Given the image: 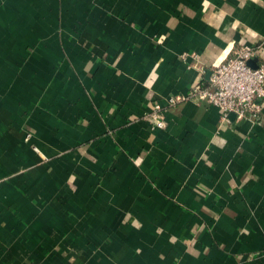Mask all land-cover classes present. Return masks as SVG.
<instances>
[{
	"label": "crops",
	"instance_id": "crops-1",
	"mask_svg": "<svg viewBox=\"0 0 264 264\" xmlns=\"http://www.w3.org/2000/svg\"><path fill=\"white\" fill-rule=\"evenodd\" d=\"M242 45L264 0H0V264H264V108L166 105Z\"/></svg>",
	"mask_w": 264,
	"mask_h": 264
},
{
	"label": "built area",
	"instance_id": "built-area-1",
	"mask_svg": "<svg viewBox=\"0 0 264 264\" xmlns=\"http://www.w3.org/2000/svg\"><path fill=\"white\" fill-rule=\"evenodd\" d=\"M256 54L257 50L251 46L236 49L232 56L210 68L206 86L197 84L193 90L199 92V97L206 102L217 106L223 118L230 113L238 118L259 115L264 108V65L253 67L249 64ZM188 95L192 92L189 91ZM179 99V96H169L166 105H173ZM162 107L160 103L153 106L152 116L158 127L165 125Z\"/></svg>",
	"mask_w": 264,
	"mask_h": 264
},
{
	"label": "rangeland",
	"instance_id": "rangeland-1",
	"mask_svg": "<svg viewBox=\"0 0 264 264\" xmlns=\"http://www.w3.org/2000/svg\"><path fill=\"white\" fill-rule=\"evenodd\" d=\"M242 46H248V45H242ZM242 46H238V47H235V48H233V50L227 55V56H232L233 55V51H235L236 49H238V48H240V47H242ZM252 47V46H251ZM252 48H254V47H252ZM256 49V48H255ZM226 56V57H227ZM256 56H257V54H256ZM185 57V56H184ZM225 57V58H226ZM225 58H223V59H225ZM223 59H221V60H223ZM254 59V58H253ZM219 62H221V61H219ZM219 62H217V63H219ZM217 63H215V64H217ZM214 64V65H215ZM213 65V66H214ZM259 64H257V66H258ZM261 65H264V63H261ZM208 84V83H207ZM193 88H194V86L191 88V92H192V95H188V93L186 94V95H184V94H178V95H174V96H179L181 99H179L178 101H177V103H180V102H185V101H187V100H189V99H195V100H197L198 102L200 101H203V102H206L205 100H204V98H201V97H199V92H197V91H194L193 90ZM183 98V99H182ZM177 103H175V104H177ZM208 103V102H207ZM174 105V104H173ZM234 114V113H233ZM236 115V114H235ZM237 117V116H236ZM238 118V117H237ZM239 119H242V118H239Z\"/></svg>",
	"mask_w": 264,
	"mask_h": 264
},
{
	"label": "water",
	"instance_id": "water-1",
	"mask_svg": "<svg viewBox=\"0 0 264 264\" xmlns=\"http://www.w3.org/2000/svg\"><path fill=\"white\" fill-rule=\"evenodd\" d=\"M249 64H250L251 66H253V67H256V66H257V64H256V62H255V59L250 60V61H249Z\"/></svg>",
	"mask_w": 264,
	"mask_h": 264
}]
</instances>
